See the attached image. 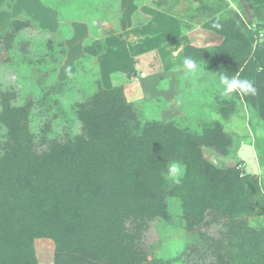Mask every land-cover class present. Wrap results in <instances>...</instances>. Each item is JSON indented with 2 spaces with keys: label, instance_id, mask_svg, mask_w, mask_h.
Returning <instances> with one entry per match:
<instances>
[{
  "label": "trees",
  "instance_id": "trees-1",
  "mask_svg": "<svg viewBox=\"0 0 264 264\" xmlns=\"http://www.w3.org/2000/svg\"><path fill=\"white\" fill-rule=\"evenodd\" d=\"M9 1L0 0V7ZM253 1L262 18L257 29L239 12L221 19L217 8L202 25L223 36V41L185 47V58L214 75L215 91L223 87L219 74L247 79L257 89L255 95L228 97L213 90L216 119L196 130L176 120L140 115L122 88L106 89L99 78L94 79L91 96L84 101L73 98L68 109L60 98L72 90L65 91L53 75L39 80L32 98L0 83V264H38L33 241L43 237L55 242L54 264H171L149 256L141 244L150 222L172 223L169 199L178 201L180 224L189 229L210 223L205 221L209 214L211 219H218L220 212L237 219L245 212L248 175H242L237 165L213 163L205 151L235 154L226 123L239 114L242 103L249 110L251 126L256 117L264 119V40L255 37L264 31V0ZM151 5L162 6L159 0ZM47 31L30 18L14 17L6 35H0V46L11 51L14 42H20L24 64L59 65L67 56L66 43ZM104 48L102 39L88 42L83 59ZM9 62L14 72V62ZM52 70L56 67L46 73L51 76ZM68 80L81 82L75 76ZM82 88L88 91L85 85ZM43 113L52 118L37 128ZM170 161H178L184 169L179 183L167 178ZM262 232L264 221L246 230L255 240L237 256L242 263L264 264ZM208 239L205 247L218 259L213 264H224L216 239Z\"/></svg>",
  "mask_w": 264,
  "mask_h": 264
},
{
  "label": "rangeland",
  "instance_id": "rangeland-1",
  "mask_svg": "<svg viewBox=\"0 0 264 264\" xmlns=\"http://www.w3.org/2000/svg\"><path fill=\"white\" fill-rule=\"evenodd\" d=\"M111 1L10 0L8 4L1 5V36L6 35L4 32L11 20L20 16L34 20L38 28L47 29L48 33L58 34L67 47V56L59 65L44 67L20 61V42H14L11 51L1 45L2 87L13 85L32 98L38 93L36 86L39 80H48L53 75L56 82L66 87L65 91L67 88L72 90L69 91L71 95L64 92L60 98L68 109L73 98L77 101L88 99L94 90V79L99 78L106 89L122 88L126 100L140 115L149 119L176 120L188 130L199 129L201 125L215 120L217 115L212 110L214 96L211 95L216 86L211 79L214 75L199 63H196L195 71L186 70L183 63L185 47L214 46L223 41V36L202 25L217 8L221 19L239 12L253 30L257 29L262 18L257 16L254 1L159 0L162 6L156 8L151 5V1L155 0H132V11L126 15L116 13L120 9L119 0L108 9ZM139 5L152 6L156 10L147 16L139 11ZM255 37L257 41L264 40V31L261 30ZM99 39L105 43L104 50L95 57L83 59L85 44ZM9 61L14 62V72L8 67L11 64ZM54 67L56 70H52L51 76L46 73ZM71 76L78 77L81 82L69 81ZM221 90L215 92L222 95ZM57 109L55 112H59ZM47 118L52 117L43 113L37 121V128ZM226 129L234 137L235 154L220 156L213 151H205V154L219 166L237 165L242 175H248L243 206L245 212L237 219H227L221 212L216 215L218 219H211L214 216L209 214L205 221L210 223L202 222L189 229L180 224L178 201L169 199L172 223L165 225L158 219L154 220L143 234L142 248L149 256L166 258L171 264H193L196 260L201 264H213L218 261L216 253L205 245L208 238H215L219 244L218 255L224 254V264L245 263L237 256L255 240V236L247 234L246 230L260 226L264 221V119L256 117L254 126H251L249 110L242 103L239 114L227 121ZM248 140L252 141V145ZM240 220L245 221L244 225L239 224ZM33 245L38 264L55 263L56 249L52 238H36ZM260 247L264 249V239ZM241 259L244 260L243 257ZM251 263L255 264L253 260Z\"/></svg>",
  "mask_w": 264,
  "mask_h": 264
},
{
  "label": "clouds",
  "instance_id": "clouds-1",
  "mask_svg": "<svg viewBox=\"0 0 264 264\" xmlns=\"http://www.w3.org/2000/svg\"><path fill=\"white\" fill-rule=\"evenodd\" d=\"M183 63L184 68L188 71H195L197 69L196 62L190 57H186ZM219 84L223 86L221 94L225 97L233 93L255 95L257 92L251 81L240 79L237 76L228 77L225 74H219ZM182 175V165L178 161H170L167 165V178L179 183V178Z\"/></svg>",
  "mask_w": 264,
  "mask_h": 264
},
{
  "label": "crops",
  "instance_id": "crops-1",
  "mask_svg": "<svg viewBox=\"0 0 264 264\" xmlns=\"http://www.w3.org/2000/svg\"><path fill=\"white\" fill-rule=\"evenodd\" d=\"M131 1L132 0H119L120 4H119V7L120 9L117 10V14L120 13V15H126L128 14L129 12H131V8H132V5H131ZM112 3L114 4V6L117 4L116 0H112L111 2H109L108 4V9L110 7H113ZM128 4V5H127ZM125 8H127V11H125ZM139 9L140 12H142L143 14L147 15V16H150L149 14H152V12L154 10H156V8H153L152 6H146V5H139L137 7ZM111 26V24H109Z\"/></svg>",
  "mask_w": 264,
  "mask_h": 264
}]
</instances>
